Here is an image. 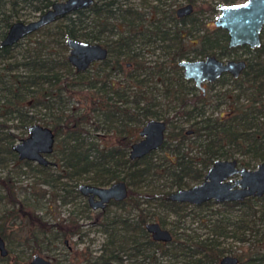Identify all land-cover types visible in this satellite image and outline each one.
Masks as SVG:
<instances>
[{
    "label": "trees",
    "instance_id": "obj_1",
    "mask_svg": "<svg viewBox=\"0 0 264 264\" xmlns=\"http://www.w3.org/2000/svg\"><path fill=\"white\" fill-rule=\"evenodd\" d=\"M54 1L58 0H0V41L12 22L35 13L40 14ZM155 1L161 5L160 10L158 11L154 5V15L146 24L138 12L132 10L124 0H103L87 9L63 15L37 29L36 32L41 31L42 36L29 42L25 55L20 59H15L11 55V50L19 41L10 46H0V88L3 91V95L0 96V117L15 119L23 129H27L32 123L51 129L54 138L57 139L54 143L59 150V163L39 165L40 169L57 166L66 177L87 179L90 184L97 186L118 180L125 182L126 199L119 203L111 202L109 205L119 207L126 213L108 216L103 213L106 210L100 212L102 214L100 227L105 235V241L101 244L99 256L93 261L92 258H86L85 264L119 263L123 258L133 260L135 264H143L144 261L147 264H161L165 259L176 262L183 259L188 264H217L220 252L216 240L220 237H230L240 243H247V252L238 256L239 264H242L241 261L243 264H251L252 257L263 258L262 253L256 251H260L264 243V195L261 198H246L242 202L220 204L218 205L220 211L206 216L202 215L200 210H207L212 202L191 206L166 201V196L171 193L170 187L182 188L185 184L184 178L187 176L201 181L207 168L217 158L214 147H220L221 141L238 140L244 136L251 144L252 138V150L255 151L264 138V122L254 121L257 117L252 111H245L239 107H235L231 116L226 117L224 121L218 116L205 115L203 97L194 90L191 83L183 80L173 59L183 57V48L187 44L191 45L188 54L191 53L193 58L196 55L237 57L233 53L238 49L243 50L248 54L244 56L247 65L239 78L233 79L223 75L220 80L223 84L231 81L238 89L242 88L243 84L242 89H253L255 93L251 98L253 110L257 107L253 104L264 105V100L261 99V95H264L262 80L264 62L255 55L264 49L263 43L261 41L260 46L253 49L245 45L229 48L224 30L213 27L210 22L203 25L197 19V14L201 10L200 3H203L200 0H184L192 4L193 11L182 18L174 16L166 1ZM239 1L244 0H218L214 4L208 2L205 10L214 19L220 5ZM164 6H168L167 9H164ZM84 11H88L91 16L84 15ZM94 29L97 30L96 33ZM111 30L114 38L105 43L108 48L107 58L91 64L84 71H75L67 61V53L63 51L58 53L59 47L67 50L66 37L87 42L99 41L100 32ZM31 35L32 33H29L24 37L28 38ZM263 35L264 26L261 31L262 38ZM154 41L169 42L170 46L162 47H172L171 53L167 51L165 54L171 56L170 62L173 69L175 68V75L170 76L168 71L156 63L149 67L139 59L140 50ZM138 43L143 47L136 46ZM95 66L96 68L92 69ZM118 74L121 77H117ZM150 76L159 79L163 86L162 96L169 102H175L176 110L173 111V117H161L160 113L150 109L152 106L148 103L154 97H148V92L152 90H147L145 85L146 79H150ZM224 94L222 98H218L216 107L223 102L228 103L225 101L227 95ZM74 98L79 106L68 108L67 103L75 101ZM141 101L145 103L140 105ZM150 118L160 119L166 123L167 131L163 143L158 148L163 153L160 163L153 160L155 150L138 159L131 160L128 157L130 144L137 140V126ZM177 121L188 123L191 130L189 134L192 135L189 142H187L189 128L176 125ZM92 131H103L102 133L106 134L113 132L115 135L112 142L100 136L99 141H96ZM9 136L3 152L14 160L30 166L29 161H20L17 158L11 149L13 138ZM188 144L198 148L203 157L193 154ZM258 156L260 160L264 159L262 155ZM195 160L199 162V167H194ZM156 172L170 179L169 186L167 183L163 184L161 186L163 189L158 192L153 190L138 192L132 187L129 188L146 175H157ZM60 176L58 173L57 178ZM50 181H54L53 177L50 173H45L38 183L47 184ZM0 185L4 190L0 201L5 202L10 208L0 215V237L3 241L8 237L7 223L14 220H20V223L25 221L28 233L24 241L33 242L36 247L34 255L38 256L41 251L37 244L42 243L38 235L44 237L51 233L54 237L58 236L65 240L79 233V226L73 220H63L49 225L32 209L26 208L22 200L18 199L17 187L9 176L1 177ZM29 186L38 188L32 193L35 198H44V189L34 184ZM76 192L77 190L73 193ZM64 195L61 198L62 202L71 195V189L64 192ZM139 200H142L143 204L150 200L159 201L161 206L159 217L156 218L155 214L141 208ZM84 207L87 208L86 204ZM47 208L50 209L49 206ZM132 212L135 214H130ZM189 215L199 221H205L212 236L200 239L197 236L185 235L179 241L181 238L176 237L170 227L168 231L172 237L171 241L161 243L152 241L144 229L145 224L151 222L165 229L167 225L170 226L167 220L170 216L176 218L172 224L175 228V225ZM8 258L9 253L6 257L0 258L4 262L2 264H27L26 261L17 260L9 263Z\"/></svg>",
    "mask_w": 264,
    "mask_h": 264
},
{
    "label": "rangeland",
    "instance_id": "obj_2",
    "mask_svg": "<svg viewBox=\"0 0 264 264\" xmlns=\"http://www.w3.org/2000/svg\"><path fill=\"white\" fill-rule=\"evenodd\" d=\"M203 3L201 4V10L197 14V19L200 23L203 25L205 23H212L213 17L211 18L210 13L205 10L206 4L208 2L214 4L218 0H200ZM131 5H134L138 10H140L139 15L141 16V20L146 24L148 19L150 18V15L148 12L143 11L145 8H148V5H152L151 1H141V0H128ZM168 2V1H167ZM173 2V5L176 7L182 5L185 3L183 0L178 1H171ZM241 2V1H239ZM148 3V5H146ZM150 7V6H149ZM168 6H166L167 9ZM84 15L91 16L88 11H84ZM167 15V14H165ZM38 16V13H35L33 15H30L29 17L21 18L20 20L23 22H27L29 20L35 19ZM158 16H160L158 14ZM166 20V19H165ZM54 22V21H53ZM168 25V24H167ZM42 36L41 31H35L32 33L31 36L23 37L19 40V44L11 50V55H13V58L20 59L22 58L26 50L28 49V44L30 41L39 38ZM99 36V41H91V42H98L100 44L109 42L111 39L114 38L113 31L111 32L104 31ZM263 46H264V35L261 39ZM163 43V44H162ZM169 45L168 41L165 42H155L150 43L149 45H145V49L143 50L142 58L144 59L145 64H147L149 67H151L154 63L162 66L165 71H168L170 76L175 75V68L173 69L172 64L170 62L171 56L165 54L167 51L171 53L172 49L170 47L163 48L162 46ZM188 48L189 44H187ZM58 53L64 52L67 53V50L64 51L62 48H58ZM234 55L237 56H246L248 55L246 52H244L241 49L236 50ZM260 59V61L264 62V49L258 54L255 53ZM147 61V62H146ZM93 67L92 69H95ZM117 77H121L120 74L117 75ZM243 77V76H242ZM245 77H243L244 79ZM249 78V77H248ZM247 78V79H248ZM241 80V79H240ZM263 84H264V77L262 78ZM146 89L152 90V92H148V97L152 96L154 98L149 100V105L152 106L153 111H157V113L161 114L162 116L167 117H173V111L176 110L175 102H169V100L165 99L162 96V90L163 86L160 84L159 79L150 76V79H146L145 81ZM188 86V85H187ZM244 87V84H243ZM242 87V88H243ZM216 90H211L212 96L218 95L214 99L222 98L226 93V103H221L217 108H206V113H211L212 117H216L219 113H221V120H225L226 117L223 115L227 113H233L234 108H243L245 111H252V103L251 98L254 96L253 89H238L234 88V86L228 81L226 84L223 85H216L214 87ZM3 95V91L0 88V96ZM75 99V98H74ZM237 99V100H236ZM261 99L264 100V95H261ZM1 100V99H0ZM72 100V99H71ZM145 101H141L140 105H143ZM214 103V101H212ZM256 107V104H253ZM79 106L77 100L70 101L67 103L68 108L77 107ZM69 110V109H68ZM45 119H47V116H45ZM100 117V116H99ZM0 144H1V150H0V178L7 175L11 178V180L16 185V194H18V199L22 200L24 203L23 205L26 208L32 209L38 216H41L43 220L49 225H54L57 222L60 221H67V220H73L77 223L79 226V233L75 234L65 240H62L60 237H54V234L48 233L44 237H41L38 235V239L42 241V243L37 244V246L40 248L41 253L39 256H41L44 259H47L52 264H85L84 260L86 258H92V261L99 256L101 253L100 247L101 244L105 241V235L101 231L100 223L102 214L100 211H92L88 206L86 202V198L81 196L78 193L77 186L80 183H88L91 182L87 179H82L78 177H66L65 173L60 172L59 169H57V166H50L47 169H40L39 165L35 162H30V166H27L25 164H22L13 158L5 152H3V147H5V142L7 141V136L12 137V143L17 142L19 139L25 137L27 135L26 129H23L20 124L15 120L11 119L9 117H0ZM176 125H183L186 129L188 127V123H185L183 121H177ZM141 124L137 126L136 136L137 139L139 138L138 130L140 129ZM91 129V127H89ZM120 128V126H119ZM190 129V128H189ZM167 131V130H166ZM93 132V131H92ZM103 132V131H102ZM100 131L93 132L96 136V141H99V137H102L104 139H107L108 142L113 141V136L115 135L113 132H109L108 134L102 133ZM6 135V136H5ZM244 136H241L238 140H224L221 141L220 147L216 146L214 149L216 150L215 156L217 158H224L225 156L227 159L234 158L238 162V165L244 166L248 169H253L257 165L258 162L261 160L259 159L262 155L264 157V138L260 141L259 146L252 150V154L250 153V142L246 140ZM56 139V138H55ZM192 139V135L188 134L187 142H189ZM57 139L55 140V142ZM192 148L193 154H196L197 157H203V154L199 152V149L194 148V146L188 144V148ZM59 150H57L56 143H54L53 151L51 154L47 155V159L50 160L52 163H56L58 165L59 163ZM163 153L162 151H159L158 149L155 150V153L153 155V160L155 162L160 163L162 161ZM194 167H199V162L197 160L194 161ZM49 174L53 177L54 181H50L47 184H40L38 183L39 180H41L44 176V174ZM60 173L61 176L57 178V174ZM157 175H146L145 178H141L139 182H137L134 185H130L129 188H134L135 190H138V192H143V190H153V192H158V190L163 189L161 186L163 184H168L170 179L166 178L163 174H159L156 172ZM91 177V176H88ZM144 177V176H143ZM184 186H191L193 184H196L200 182V180L192 179L191 177L187 176L184 178ZM110 183H107L104 186H107ZM30 184H34L39 186L40 189L45 190L44 198H35L32 194L37 190L38 188H30ZM77 190L76 193L74 190ZM71 189V195L67 196L65 199V202L61 201L62 196L64 195V192H67V190ZM169 189V187H167ZM175 187H170L169 190H175ZM4 194V190L0 185V197H2ZM78 194V195H77ZM142 200H139V203L141 204V208H145L147 211H149L152 214H155L154 216L159 217L161 214L160 211V203L157 200H150L147 203H142ZM86 204L87 208L84 207ZM49 206L50 209L47 208ZM7 209H10L8 205L5 204V202L0 201V215ZM106 211L103 212L110 215H123L126 213V211L122 210L119 207H115L114 205H109L105 209ZM218 204H211V206L207 210H200L202 215H209L210 213L220 211ZM132 215L135 214V212L130 213ZM211 218V217H209ZM213 218V217H212ZM211 218V219H212ZM206 219V218H205ZM170 222V226H166L165 229L168 230L170 227H172L173 232L176 234V237L178 236L179 241L182 240V237H185V235L190 236H197L200 239L207 238V236L211 237V232L209 228L206 226L205 221H199V219L192 217V215H189L184 220H181L178 225H175V228L172 226L173 222H175L176 218L174 216H170L167 219ZM150 222V221H149ZM7 227V234L8 237L4 241L5 248L9 253L8 262L11 263L13 260H17L20 262L26 261L27 264H29V261L31 257L35 254L36 247L33 245L32 241L26 242L24 241L27 237V226L25 224V221L20 223V220H14L13 222H9L6 225ZM54 232V231H53ZM218 242V250L220 252V258L224 256H235L239 259V255L242 253L247 252V243H240L236 241L233 238L227 237V238H217L216 240ZM260 250H264V243H262ZM246 256V255H245ZM1 258V257H0ZM123 258V257H122ZM6 261V262H7ZM138 261V260H137ZM136 262V261H135ZM142 262V261H141ZM0 260V264H2ZM240 263H244L241 261ZM23 264V263H22ZM111 264H135L133 260H127L124 259L122 262H115ZM143 264H147L146 261H144ZM161 264H188L186 260L180 259L177 262L176 261H170L168 259H165L161 261Z\"/></svg>",
    "mask_w": 264,
    "mask_h": 264
},
{
    "label": "water",
    "instance_id": "obj_3",
    "mask_svg": "<svg viewBox=\"0 0 264 264\" xmlns=\"http://www.w3.org/2000/svg\"><path fill=\"white\" fill-rule=\"evenodd\" d=\"M92 0L54 1L48 9L38 14L35 19L23 22H12L0 41V46H10L29 33L55 21L63 15L77 9L88 7ZM191 4L187 3L176 10L177 16L189 14ZM213 25L223 29L227 34V46L237 47L246 45L250 48L260 45L259 34L264 25V0H244L238 3L223 4L214 16ZM68 48L67 61L75 71H84L88 66L106 57L107 51L98 43H90L81 39L66 37ZM178 65L183 69V77L193 80L196 87L203 90V81H212L223 72H230L237 77L245 67V61L218 60L209 55L203 59L192 61L181 60ZM166 124L163 120L150 118L145 121L138 131L139 139L130 144L129 159H138L150 151L156 150L164 140ZM27 135L11 145L19 160H29L39 165H53L47 159L52 153L54 134L47 126L38 123L30 124ZM78 193L86 198L89 208L93 211L103 210L110 202L119 203L127 197V186L124 181H114L107 186H97L80 183ZM264 195V160L257 163L255 168L238 167L236 159H216L208 167L203 179L191 186L173 190L166 201L191 206H199L205 202H241L246 198H260ZM145 231L152 241L168 243L171 234L162 229L157 223H146ZM4 241L0 237V257L7 256ZM29 264H52L41 256L31 257ZM218 264H238L235 257L225 256Z\"/></svg>",
    "mask_w": 264,
    "mask_h": 264
},
{
    "label": "flooded vegetation",
    "instance_id": "obj_4",
    "mask_svg": "<svg viewBox=\"0 0 264 264\" xmlns=\"http://www.w3.org/2000/svg\"><path fill=\"white\" fill-rule=\"evenodd\" d=\"M58 1H64V0H58ZM100 1H103V0H92V3L89 5V6H91V5H95V4H97V3H99ZM125 2H126V4L129 6V7H131L132 8V10H135V11H137V12H140V10H138L136 7H134V5H131V3H129L128 2V0H124ZM141 1H151L152 2V5H148V3H146V5H148V8H145L143 11H146V12H148L149 14H152V15H154L153 13H154V11H155V7H154V5L156 6V9L159 11L160 10V7H161V5L159 4V3H157L155 0H141ZM162 1H166L165 3L166 4H168V6L170 7V9H172L173 10V13H174V16L176 17V18H182V17H185V16H188L190 13H192V11H193V6H192V4L191 3H189V2H186V1H184L185 3H183L182 5H180V6H183V5H185V4H187V3H189V4H191V6H192V10H191V12L189 13V14H186V15H183V16H177V14H176V10H177V8L178 7H180V6H178V7H176L175 8V6L173 5V2L171 3V1H174V3H175V1H178V0H162ZM168 1V2H167ZM88 6V7H89ZM150 6V7H149ZM88 7H85V8H82V10L83 9H87ZM164 9H166V6H164ZM77 10H80V9H77ZM76 11V10H75ZM74 12V11H73ZM72 13V12H71ZM218 13V12H217ZM70 14V13H69ZM139 14V13H138ZM157 14V13H156ZM67 15V14H66ZM152 15H150V17L152 16ZM169 25H170V23H169ZM213 27H215L214 25H213V21H212V24H211ZM264 26V25H263ZM263 26H262V28H263ZM216 28H219V27H216ZM262 28H261V31H262ZM221 29V28H220ZM223 30V29H222ZM94 31H95V33L97 32V30L96 29H94ZM261 31H260V34H259V38H260V43H261V39H262V36H261ZM109 32V31H108ZM102 32H100L99 34H101ZM99 37V36H98ZM155 42H158V41H154L153 43H155ZM90 43H98V42H90ZM99 45H101L102 47H104L105 49H106V51H107V54H106V57L105 58H107V56H108V48H107V46H106V44L105 43H102V44H100V43H98ZM136 46H139L140 48L141 47H143V45H141V44H139L138 43V45H136ZM243 46V45H242ZM246 46V45H245ZM260 46V45H259ZM258 46V47H259ZM189 47L190 48H188V46L186 45V46H184V48H183V50H184V55H183V57H175L174 59H173V63H174V65H176V68L178 69V71H179V73L181 74V76H182V78H183V80H185V81H188L189 83H191V85L194 87V90L195 91H197V92H199L200 94H201V96L203 97V99H204V101H205V105H204V108L205 107H210V108H217L216 107V102H217V100H219V99H214L215 97H217L218 95H214V96H212V95H210L211 94V91H210V89L211 90H216L214 87L216 86V85H223V82H221V80H220V78L223 76V75H228V76H230L231 78H233V79H237V78H239V76L241 75V73H242V71L246 68V65H247V61L244 59V56H237V57H233V56H230V57H222V58H218V57H216L215 55H213V56H215L218 60H220V61H222V62H224V61H226V60H234V61H236V60H240V59H242V60H244L245 61V67L243 68V70L239 73V75L237 76V77H233L231 74H230V72H223V73H221L220 74V76L219 77H217L216 79H214V80H212V81H203L202 83H201V86H202V88H203V90H201V89H199L198 87H196L195 86V84H194V82H193V80H191V79H185L184 77H183V69H182V67L181 66H179L178 65V62L179 61H181V60H187V61H192V60H196V59H203L204 57H206V56H209V55H205V56H199V55H196V57L195 58H193L192 56H191V53H189L188 54V51H190V49H191V45H189ZM237 47H240V46H237ZM237 47H229V48H237ZM248 47V46H247ZM250 48V47H249ZM253 48H257V47H253ZM253 48H250V49H253ZM170 49H172V47L170 48ZM143 50H144V48L142 49V50H140V54H142L143 53ZM67 52H68V48H67ZM188 54V55H187ZM104 58V59H105ZM104 59H102V60H104ZM139 59H142V61H144V59L142 58V55L140 56V58ZM102 60H100V61H102ZM100 61H95V62H93V63H91V64H94V63H97V62H100ZM147 62V61H146ZM90 64V65H91ZM89 65V66H90ZM88 66V67H89ZM220 80V81H219ZM230 83L234 86V88H236V86L234 85V83H232L231 81H230ZM212 101H214V103H212ZM258 105H259V107H258ZM256 109H253L252 110V112H253V114H255V117H257V118H254V121H256V122H264V105H260V103L259 104H256ZM231 113H227V114H225V115H223L224 117H229V116H231L230 115ZM205 115H212L211 113H209V114H207L206 113V108H205ZM218 117H221L222 115H221V113H219L218 115H217ZM252 121V120H251ZM145 123V122H144ZM143 123V124H144ZM142 124V125H143ZM166 124V123H165ZM141 125V126H142ZM141 128V127H140ZM140 130V129H139ZM138 130V131H139ZM165 131H166V128H165ZM191 132V130L189 129L188 131H187V133L189 134ZM164 134H165V132H164ZM139 139V138H138ZM137 139V140H138ZM135 142V141H134ZM163 143V142H162ZM160 147V146H159ZM130 148V147H129ZM129 151V150H128ZM250 153L252 154V138H251V144H250ZM51 154V153H50ZM47 157V156H46ZM216 159H222V158H216ZM215 159V160H216ZM231 159H234V158H231ZM24 160V159H23ZM264 160V159H263ZM20 161H22V160H20ZM25 161H29V160H25ZM262 161V160H261ZM29 162H33V161H29ZM36 163V162H35ZM259 163V162H258ZM212 164V163H211ZM210 164V165H211ZM39 165V164H38ZM54 165V164H53ZM237 165H238V162H237ZM238 167H240V165H238ZM208 169V168H207ZM252 169V168H251ZM206 172V171H205ZM203 179V178H202ZM183 188V187H182ZM261 198V197H260ZM87 202V201H86ZM209 202V201H208ZM210 202H212L213 204H218V205H220V204H223V203H231V202H223V203H215V202H213V201H210ZM242 202V201H241ZM111 203V202H110ZM109 203V204H110ZM108 204V205H109ZM107 205V206H108ZM188 205V204H187ZM87 206H88V204H87ZM106 206V207H107ZM89 207V206H88ZM106 207L103 209V210H97V211H104L105 209H106ZM93 211V210H92ZM257 253H262V255H263V258H258V257H252V263L251 264H257V263H259V262H261V261H263L264 262V250H260V251H256ZM256 254V253H255ZM253 256V255H252ZM225 257V256H224ZM231 257H235V256H231ZM223 258V257H222ZM237 260H238V264H239V259L237 258V257H235ZM221 259V258H220ZM220 259H219V261H220ZM219 261H218V263H219ZM217 263V264H218Z\"/></svg>",
    "mask_w": 264,
    "mask_h": 264
}]
</instances>
